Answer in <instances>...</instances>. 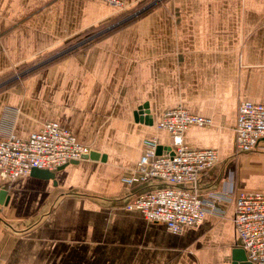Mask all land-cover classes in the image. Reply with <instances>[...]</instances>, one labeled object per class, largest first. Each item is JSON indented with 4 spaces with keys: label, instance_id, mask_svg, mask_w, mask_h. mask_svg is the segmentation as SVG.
Here are the masks:
<instances>
[{
    "label": "crops",
    "instance_id": "crops-1",
    "mask_svg": "<svg viewBox=\"0 0 264 264\" xmlns=\"http://www.w3.org/2000/svg\"><path fill=\"white\" fill-rule=\"evenodd\" d=\"M125 1L130 7L143 0ZM120 11L105 0H0V70L91 32ZM87 42L25 88L0 93V133L13 129L26 138L56 120L106 155L70 162L56 172L57 182L30 173L0 178L9 195L0 203V264L249 260L232 201L217 203L223 215L208 213L200 224L172 232L125 208L136 186L122 176L136 168L146 137L170 144V134L155 124L180 104L212 120L189 126L184 140L220 154L202 173L200 194L264 190V148L234 155L239 102H264V0H161ZM144 102L152 124L135 118ZM217 240L230 245L223 249Z\"/></svg>",
    "mask_w": 264,
    "mask_h": 264
},
{
    "label": "built area",
    "instance_id": "built-area-1",
    "mask_svg": "<svg viewBox=\"0 0 264 264\" xmlns=\"http://www.w3.org/2000/svg\"><path fill=\"white\" fill-rule=\"evenodd\" d=\"M119 7L125 0H105ZM211 118L191 112L183 105L167 108L155 127L171 137V150L158 153L156 134L144 139V151L136 168L122 176L136 186L124 206L139 211L150 221L164 223L172 232L187 225L200 224L208 213L223 215L220 200L233 202L232 219L253 264H264V190L222 188L200 194L201 175L211 169L220 154L214 147H199L184 140L191 125H208ZM163 145V144H162ZM264 148V102L244 99L239 102L235 124L234 155ZM91 148L56 120H45L39 129L23 138L13 129L0 133V177L4 180L28 175L33 167L56 170L72 160L84 159Z\"/></svg>",
    "mask_w": 264,
    "mask_h": 264
},
{
    "label": "rangeland",
    "instance_id": "rangeland-1",
    "mask_svg": "<svg viewBox=\"0 0 264 264\" xmlns=\"http://www.w3.org/2000/svg\"><path fill=\"white\" fill-rule=\"evenodd\" d=\"M160 1L161 0H143L130 7L126 5L125 1L123 6L118 7L121 9L118 15L101 25L94 27L92 29L93 31L84 32L72 39H69L53 50L30 57L19 64H13L0 70V93L10 90L15 86L25 88L29 80L43 77L45 73L49 72L55 64L58 63V61L64 60L66 57L68 58V56L76 51L78 47L86 45L88 40H91L96 37V35H99V31L124 27L128 23L134 21V19L140 16L141 13L152 9L155 4ZM43 88L45 87L42 86V89ZM42 92H44V90ZM87 136L89 137L90 134ZM5 181L9 182L11 179ZM217 242L219 243H217V245H220L223 249H226V247L230 245L229 241H224L225 243H222L217 240ZM212 252H215V250ZM227 262L228 260L223 258L219 264H226Z\"/></svg>",
    "mask_w": 264,
    "mask_h": 264
},
{
    "label": "water",
    "instance_id": "water-1",
    "mask_svg": "<svg viewBox=\"0 0 264 264\" xmlns=\"http://www.w3.org/2000/svg\"><path fill=\"white\" fill-rule=\"evenodd\" d=\"M135 118L137 120H140V121H145L146 123H150V124L153 123V118L149 112L148 102H144L142 105L138 106V108L135 110ZM165 148H167L168 150H171L170 145L165 147L164 145L159 144L157 147V152L161 153L164 151ZM83 157L84 158H91V159H99L102 157V159H105L106 155L101 154V152L98 150L91 149L88 153H85L83 155ZM71 162L76 163V162H79V160H72ZM67 164H63V165L58 166L56 170H50L47 168H40V167H33L30 174L34 175V176L42 177V178H51L55 182H57L56 172L58 170L64 168ZM8 197H9V195L7 194V190H6L5 186H2L0 189V203L7 202ZM239 260H241V261H239ZM232 264H253V263L250 260H247L245 257L235 255Z\"/></svg>",
    "mask_w": 264,
    "mask_h": 264
},
{
    "label": "bare ground",
    "instance_id": "bare-ground-1",
    "mask_svg": "<svg viewBox=\"0 0 264 264\" xmlns=\"http://www.w3.org/2000/svg\"><path fill=\"white\" fill-rule=\"evenodd\" d=\"M69 163H70V162H69ZM69 163H68V164H69Z\"/></svg>",
    "mask_w": 264,
    "mask_h": 264
}]
</instances>
